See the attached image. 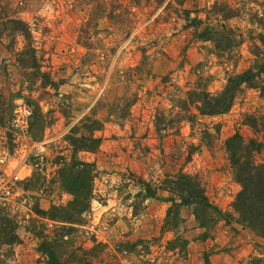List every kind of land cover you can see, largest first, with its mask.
I'll use <instances>...</instances> for the list:
<instances>
[{
  "label": "rangeland",
  "instance_id": "rangeland-1",
  "mask_svg": "<svg viewBox=\"0 0 264 264\" xmlns=\"http://www.w3.org/2000/svg\"><path fill=\"white\" fill-rule=\"evenodd\" d=\"M95 3L112 17L96 21V34L88 28L85 46L77 36ZM9 19L27 25L33 67L17 64L23 40L6 36ZM221 27L236 42L229 50L213 45ZM2 29L0 172L17 176V194L11 201L0 197V222L16 236L0 241V264H243L262 257L264 246L239 254L252 236L264 240L236 221L231 202L239 185L224 140L233 133L255 138L263 146L254 160L264 161V93L242 85L225 113L182 120L163 135L154 130L153 114L198 79L219 90L228 74L259 56L254 45L264 53L257 40L264 0H0ZM205 30L210 35H199ZM19 99L31 106L26 130L10 125ZM92 121L100 129L82 126ZM65 135L99 141L92 151H72ZM71 157L93 165L91 192L87 210L65 222L59 211L49 218V209L71 199L59 176L80 169L69 167ZM179 173L196 176L208 200L227 214L206 236L193 217L195 203L165 215L171 205L165 181ZM146 185L153 197L143 196ZM228 236L234 247L224 246Z\"/></svg>",
  "mask_w": 264,
  "mask_h": 264
},
{
  "label": "trees",
  "instance_id": "trees-1",
  "mask_svg": "<svg viewBox=\"0 0 264 264\" xmlns=\"http://www.w3.org/2000/svg\"><path fill=\"white\" fill-rule=\"evenodd\" d=\"M133 1L135 3L138 2V0ZM156 2H159V0H156ZM117 7L118 4L114 1V4L111 5V11ZM104 9L100 3L93 5L89 19L79 29L77 41L81 39V43L86 46L85 43L87 42L85 40L89 37L88 28L91 27V34H96L97 30L93 27L96 21L101 17H112V12L108 11L104 13ZM224 16L225 18L232 16L230 9L226 11ZM8 23H11V25L9 33H6V36H11L14 33V35L20 36L23 40L22 48L16 52L15 60L17 64L24 68L28 65L33 67L36 63V58L34 57L33 47H31L30 33L27 25L19 19H9ZM224 28L221 27L223 32H218L217 38L213 39V45L218 51L221 49L229 50L236 45V42L232 38L231 30ZM3 30H0V35L4 33ZM212 32L214 33V31ZM222 33H225V37L219 39L220 36L224 35ZM199 35L208 36L210 35V30L202 31ZM82 39L85 40L82 41ZM257 40L259 43L264 44V33H259ZM221 43L224 44L221 45ZM254 48L256 49L255 53H259V56L256 55L250 65L243 70L228 74L219 90L215 92L209 91L206 87V80L197 78L196 84L184 91L183 96L174 98L167 110L163 107L155 109L153 114L155 132L163 135L166 129L171 128L182 120L191 123L195 119V116H215L225 113L230 108L233 98L242 85L258 88L260 93H264V53L259 51L257 45H254ZM218 54L219 52L216 53V55ZM35 67L37 68V64ZM38 72L42 74V77L45 76L43 72ZM43 79L49 82L47 78ZM192 109L196 113H193ZM121 115L123 116L124 113ZM92 122L89 124L83 123L82 126L88 128L90 131L100 129L101 123L97 121ZM202 134L205 136L209 135L205 134V131H202ZM68 137L65 135V139H68ZM69 138L73 146L72 151H92L96 148L99 141L97 137L93 136L81 135L78 139ZM262 146L263 144L255 138L243 140L238 133H233L224 140V149L229 159L233 178L239 185V189L231 202V208L236 214V221L264 240V161L257 162L254 160V153L260 150ZM73 165L80 166L78 172L70 173L72 169L66 168L59 175L63 190L71 195V199L63 207L51 206L49 218L53 219L56 217L55 213L59 211L60 216L57 215V217L61 220L65 222L77 221L79 214L88 208L93 165L90 162L72 158L69 167ZM195 177L186 173H179L175 176V179L165 181L163 189L167 188L166 190L169 195L166 197V200L171 203L165 215L168 217L175 209V206L195 203L193 217L197 221L198 226L205 228L203 235L206 236L208 235V230L218 220L223 219L226 221L228 218L227 214L221 212L208 200L203 192L202 184ZM146 186L143 196L153 197L155 194L154 189L148 185ZM6 224L0 222V241L12 243L15 241L16 236L13 231L7 230ZM261 256V258H252L243 264H264V249ZM205 262L207 261L205 260Z\"/></svg>",
  "mask_w": 264,
  "mask_h": 264
},
{
  "label": "built area",
  "instance_id": "built-area-1",
  "mask_svg": "<svg viewBox=\"0 0 264 264\" xmlns=\"http://www.w3.org/2000/svg\"><path fill=\"white\" fill-rule=\"evenodd\" d=\"M31 116V106L25 101L19 99L13 104L10 113V125L15 128L26 130ZM17 178L15 174L6 175L0 172V197L7 201L14 199L17 190L14 187V180Z\"/></svg>",
  "mask_w": 264,
  "mask_h": 264
},
{
  "label": "crops",
  "instance_id": "crops-1",
  "mask_svg": "<svg viewBox=\"0 0 264 264\" xmlns=\"http://www.w3.org/2000/svg\"><path fill=\"white\" fill-rule=\"evenodd\" d=\"M18 169H19L18 172L22 171V167H20ZM23 171L25 172L24 174L26 175L27 174L26 173V169L23 170ZM241 231H245V230L241 229ZM255 243H257L259 246H256ZM224 246H226V247H234L235 246L234 238H231L230 236H228L225 239V241H224ZM262 246H264V243L262 242V240H259L256 236L255 237L252 236V239L250 240V245H248L246 248H244L241 251V253H239V254H243V255L254 254L255 252H257V250L261 249ZM224 256L225 255H223V257ZM212 264H214V263H212Z\"/></svg>",
  "mask_w": 264,
  "mask_h": 264
}]
</instances>
